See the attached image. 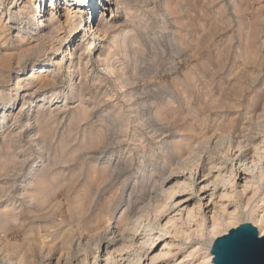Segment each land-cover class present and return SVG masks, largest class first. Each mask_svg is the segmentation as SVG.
Masks as SVG:
<instances>
[{
  "label": "rangeland",
  "instance_id": "1",
  "mask_svg": "<svg viewBox=\"0 0 264 264\" xmlns=\"http://www.w3.org/2000/svg\"><path fill=\"white\" fill-rule=\"evenodd\" d=\"M59 1L61 28L48 35L49 0L45 10L0 0V264L99 263L116 234L154 223L164 179L198 164L192 144L215 133L202 155L219 156L220 129L264 103V0H114L107 10L73 0L93 7L73 33ZM102 21L116 25L103 32ZM259 193L246 208L245 196L231 201V217L170 264H199L202 245L243 222L259 231Z\"/></svg>",
  "mask_w": 264,
  "mask_h": 264
},
{
  "label": "bare ground",
  "instance_id": "2",
  "mask_svg": "<svg viewBox=\"0 0 264 264\" xmlns=\"http://www.w3.org/2000/svg\"><path fill=\"white\" fill-rule=\"evenodd\" d=\"M61 1L63 2L62 4ZM71 1L73 0H60L58 3L60 5H63V16L65 18L64 25L66 24L68 31L70 33H73L82 23L84 17L82 12H84L85 9H89L90 4L76 5V7L71 9L68 7ZM94 1V7H103L105 10L111 9V6H113V3H115L114 0ZM32 2H34V7L36 10L37 7L41 9L46 8V0H32ZM26 6L23 5L20 8V12H25L30 16L31 11L29 9L27 10ZM54 6L55 5L52 0H49V14H46V25L44 24L46 27L45 32L48 35H52L61 28V22L58 20L59 18L57 19L54 17ZM92 8L93 7L91 5V8L89 9L90 15ZM102 15L103 11L101 13V16ZM115 25L116 24L112 22L110 23L102 21L101 23L96 24V28H99L103 32H106L109 29H113ZM88 27V30L85 31L86 33L80 36L82 46L86 47L85 50H89L90 45L93 43H90L91 40L87 39L86 36L92 35L96 30V28H94L93 22L88 23ZM121 43H123V41L119 40L116 42V45H121ZM108 66L112 70L113 65L109 64ZM30 78H32V76H30ZM72 81L73 80H71V83ZM71 87L74 86L72 85ZM73 90L75 89L73 88ZM243 92L244 91L242 90L236 96V99L238 98L239 102L242 95H244ZM239 106L241 105L239 104ZM258 109L260 112L258 113L255 111V116H248L245 121L239 124L237 122H232V124L228 125L226 128L220 129L221 133L217 136L218 138H216L217 140L214 143V146L219 149L218 151L220 153H222L219 156L202 155L203 151H205L209 146H207L208 142L211 141L212 137L215 136V133L210 132V136L207 137V140L205 142H201V144L198 142L194 145L192 144L190 149L192 150V154L190 157L192 158L193 156H198V164H195L196 166H194V168H186V170H182L179 173L171 172L169 176H172L171 181L173 182L170 183L167 187L165 181L168 177H166L164 181L162 180V184L160 183L162 194L160 195L161 197L159 203L154 209V218H152L154 220V223L150 222V224L147 225L148 228L143 230L141 229L142 220L137 219L138 221L136 220L137 222L132 224V228L129 229V231H127V229L125 228L126 230L124 232L121 230L123 232L122 234H120V232L118 233V235L116 234L114 238L112 237V239L107 241L106 247L104 248L105 251L103 254V259L99 263L92 261V264H118L119 262H121V264H170L168 259L180 252H184L187 248V245L192 241V236L201 239L206 231H209L212 234V232H215L216 227H218L220 218L222 216H227L228 218L231 217V215L233 214L232 212L237 207L235 206L232 211H228V205L231 201L234 200L235 202L238 196H240L241 198L242 196H245L243 204L246 208V206L254 200V197L259 192L264 193V133L261 137H259L260 140L258 143H255L257 141L256 135L254 133L255 129L264 126V103H262L261 107ZM253 123L256 124L257 127L254 125L256 128H252ZM224 140H226V142ZM224 142L228 144V148L223 152L221 145ZM43 204L45 205V203ZM251 209L250 212L252 213ZM258 219V221H260L262 225L259 230V234L263 235L264 216ZM116 231L118 232V230ZM209 242L210 243L207 246H201L202 249H205V255L199 264H214L211 261L212 254L210 252L212 240H209ZM201 247L194 248L193 251L190 250L191 252L188 251L189 254H187V257H193L194 255L202 251ZM70 248L73 249V247L69 246V249ZM77 250L76 252H79ZM85 255H87V252ZM78 257L80 256L77 255V258ZM81 261L84 260L82 259ZM85 263L87 262L85 261ZM180 263L181 261L177 262V264Z\"/></svg>",
  "mask_w": 264,
  "mask_h": 264
},
{
  "label": "water",
  "instance_id": "3",
  "mask_svg": "<svg viewBox=\"0 0 264 264\" xmlns=\"http://www.w3.org/2000/svg\"><path fill=\"white\" fill-rule=\"evenodd\" d=\"M210 252L214 264H264V234L243 222L216 237Z\"/></svg>",
  "mask_w": 264,
  "mask_h": 264
}]
</instances>
